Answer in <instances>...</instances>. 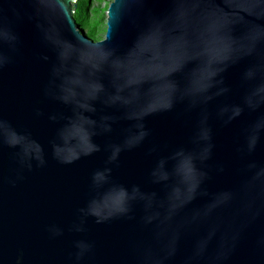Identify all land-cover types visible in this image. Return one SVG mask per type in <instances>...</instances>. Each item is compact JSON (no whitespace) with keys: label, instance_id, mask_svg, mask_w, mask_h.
Instances as JSON below:
<instances>
[{"label":"water","instance_id":"water-1","mask_svg":"<svg viewBox=\"0 0 264 264\" xmlns=\"http://www.w3.org/2000/svg\"><path fill=\"white\" fill-rule=\"evenodd\" d=\"M77 2L0 0V264H264V0Z\"/></svg>","mask_w":264,"mask_h":264},{"label":"rangeland","instance_id":"rangeland-1","mask_svg":"<svg viewBox=\"0 0 264 264\" xmlns=\"http://www.w3.org/2000/svg\"><path fill=\"white\" fill-rule=\"evenodd\" d=\"M112 0H78L74 17L78 22L79 28L85 35L93 32L94 41H100L105 36L106 14L109 4ZM91 37V36H90Z\"/></svg>","mask_w":264,"mask_h":264},{"label":"clouds","instance_id":"clouds-1","mask_svg":"<svg viewBox=\"0 0 264 264\" xmlns=\"http://www.w3.org/2000/svg\"><path fill=\"white\" fill-rule=\"evenodd\" d=\"M94 98V97H92ZM85 111H94L92 105L86 104L83 106ZM95 124L90 117L82 116L79 120L74 121L70 124L65 133L66 140H76L79 144L84 145L86 148V154L96 150V146L92 143L91 127ZM117 152L119 149L116 150ZM72 159L79 158V153L73 151ZM127 190H121L122 201L127 198Z\"/></svg>","mask_w":264,"mask_h":264},{"label":"trees","instance_id":"trees-1","mask_svg":"<svg viewBox=\"0 0 264 264\" xmlns=\"http://www.w3.org/2000/svg\"><path fill=\"white\" fill-rule=\"evenodd\" d=\"M77 23H78V22H77ZM79 25H81V24H79ZM79 29L81 30V28H79ZM89 35H90L91 37H90V36H88V35H87V36H88L89 38H91V39H92V38H93L92 36H94L95 34H94L93 32H90V33H89Z\"/></svg>","mask_w":264,"mask_h":264}]
</instances>
